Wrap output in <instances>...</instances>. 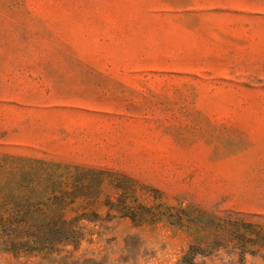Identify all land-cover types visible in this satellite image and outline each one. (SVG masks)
<instances>
[{
    "label": "rangeland",
    "instance_id": "1",
    "mask_svg": "<svg viewBox=\"0 0 264 264\" xmlns=\"http://www.w3.org/2000/svg\"><path fill=\"white\" fill-rule=\"evenodd\" d=\"M74 168L135 184L107 177L67 212L98 215L77 241L0 264H264V0H0V196H59L47 174L73 194Z\"/></svg>",
    "mask_w": 264,
    "mask_h": 264
},
{
    "label": "trees",
    "instance_id": "2",
    "mask_svg": "<svg viewBox=\"0 0 264 264\" xmlns=\"http://www.w3.org/2000/svg\"><path fill=\"white\" fill-rule=\"evenodd\" d=\"M73 170L75 171L71 179L73 194L61 188L68 184L70 178L64 179L62 174L58 176L47 174L43 177L45 183H50L51 187L56 185L60 191L59 196H0V248L2 250L48 252L64 242H75L80 235L77 223L98 219V215L94 212H84L77 214L74 218H67L68 211L77 212L74 206L79 199L93 203L107 177L123 180L131 187L135 184L126 176L104 170L92 168H74ZM109 183L115 191L121 188L115 182ZM104 205L108 208V217L114 211L122 217L129 218L137 226L163 221L174 226L182 223L181 220H175L174 216H165L153 208L142 207V211L138 212L133 207L127 206L122 196H116L115 201L107 196ZM9 206L12 208L7 210ZM211 226V224L208 225V231L213 230ZM233 231L231 233L235 237ZM237 241L240 245H245L242 240ZM250 243L263 247L264 237L250 240ZM207 247L203 250L198 246H191L182 256L179 264H193L194 255L206 251ZM208 249L211 251L210 248Z\"/></svg>",
    "mask_w": 264,
    "mask_h": 264
}]
</instances>
